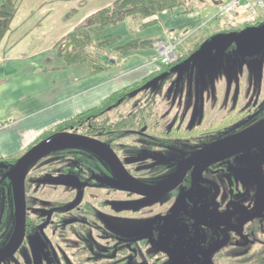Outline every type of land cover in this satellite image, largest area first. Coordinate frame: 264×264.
I'll return each instance as SVG.
<instances>
[{
  "label": "flooded vegetation",
  "instance_id": "obj_1",
  "mask_svg": "<svg viewBox=\"0 0 264 264\" xmlns=\"http://www.w3.org/2000/svg\"><path fill=\"white\" fill-rule=\"evenodd\" d=\"M231 49L238 53L234 44L228 51ZM256 56L259 55L252 57ZM245 58H250V56L245 55ZM164 78L165 76L162 79ZM253 86H257V93L248 95L244 109L232 115L234 118L241 117L243 127L208 140L191 150L179 151L174 158L168 159V152H165L166 155L163 152L164 154L156 158L158 164L163 162L166 165L170 160V165L174 169L172 174L162 182L148 178L157 176L142 175L133 171L130 164L134 163L133 159L141 158L143 154L120 156L116 140L119 135L123 134V131L115 132L114 129L107 130L106 126H100L94 133L74 132L92 136L108 144L116 152L128 172L139 181L154 185L163 184L175 176L182 160L205 146L235 133L264 127V78L256 79ZM167 100L169 101V98ZM206 101L207 99L205 107L201 110L203 113L198 117L196 124L184 126L182 123L174 122L159 132L167 133L173 127L178 132L191 129L194 132L191 135L197 137L211 132L212 129L219 130L222 127L211 129L210 125L201 130L200 122L208 110ZM153 102H155L153 96L146 98L144 103L137 101L134 104L136 109L130 110L128 115L134 118L135 112L140 113L139 120H142L140 131L136 128H131V130L134 133L138 132L139 136L153 140L147 142L146 148H142L143 152L149 150L148 155L152 157L158 156L161 152L159 145L170 151L172 142L182 138L180 135L156 138L157 132L154 135L152 131H155V125L159 122H155V127H152L150 133H145L143 129H149L151 123L145 119L146 114L149 113L148 117L150 114L153 115L154 110L148 109ZM169 108H174L173 104L169 105ZM110 112L101 117L106 118ZM128 116L122 115L121 118ZM109 121L113 120L109 117ZM244 147L242 151L235 154L222 153L210 155L208 158L201 155L202 159L187 171L174 189L152 196L120 188L117 184L120 177L101 154L83 146H75V149L74 146L67 147L65 150L64 147L61 149L63 151L60 150L61 152L56 150L59 152L57 155H64L63 157L73 154L79 166L92 172L91 177H74V181L65 183L70 186L66 193L73 194L71 199L68 202L60 201L50 204L49 207L43 208L37 215H34V218L28 215L26 191L27 228L21 247L25 242L38 243L42 246L45 243L47 258L49 256L48 261L45 260L46 264H251L253 261L263 260L264 141L256 146L246 145ZM51 155L55 156V153L51 152ZM238 156H241L240 167L237 166L239 175L232 171V165ZM43 159H39L35 166ZM1 161L7 162L6 160ZM229 162H231L230 165ZM9 164L12 168V163ZM6 173L7 170H3L0 177V193L3 192L6 197H9L13 211L9 224L15 228V200L12 183H8ZM34 193H36L34 196L37 195L39 190L34 189ZM157 201L159 203L156 204ZM157 207L158 211L155 210ZM74 209L79 216L69 215ZM47 211H52L48 223H46L49 217ZM60 213L62 214L57 227L64 225L71 226V229L78 228L79 238L68 236L55 241L48 234V228L55 224V216ZM7 214L5 211L2 214L0 226L5 225ZM44 223H46L45 226ZM86 231H91V237L86 234ZM10 237L0 249L7 244Z\"/></svg>",
  "mask_w": 264,
  "mask_h": 264
},
{
  "label": "crops",
  "instance_id": "obj_2",
  "mask_svg": "<svg viewBox=\"0 0 264 264\" xmlns=\"http://www.w3.org/2000/svg\"><path fill=\"white\" fill-rule=\"evenodd\" d=\"M114 1L87 0L84 5L80 0L22 1L0 42L3 159L17 157L54 125L101 105L112 94L144 81L161 68L155 44L129 49L122 54L127 56L124 62L96 73H91L85 63L67 66L58 56L55 43L60 38ZM210 1L217 8L212 14H206L203 6L192 11L179 6L146 18L144 21L157 19L147 27L120 21L104 28L101 36H117L116 45H122L136 38L168 41L188 32L190 36L180 46L186 48V42L195 36H209L220 30L218 23L205 27V17L214 16L222 0Z\"/></svg>",
  "mask_w": 264,
  "mask_h": 264
},
{
  "label": "rangeland",
  "instance_id": "obj_3",
  "mask_svg": "<svg viewBox=\"0 0 264 264\" xmlns=\"http://www.w3.org/2000/svg\"><path fill=\"white\" fill-rule=\"evenodd\" d=\"M190 3L196 6H203L202 8L205 9L206 14H212L217 9L216 5L210 0H190ZM205 18L207 20L205 21L207 22L205 27L213 24L217 25V23V27H220V29L227 27L225 19H221L220 22H218L217 20H209L207 17ZM204 35L205 34L202 36H195L190 42H188L185 51L188 53V51L194 47L193 44L198 39H205L206 36ZM191 57H185L182 60L177 61L172 73L166 75L164 79H160L150 88L143 89L128 101H122L117 104L109 115L110 120L121 121L122 115L128 116L130 110L136 109L134 104H136L137 101L144 103L146 98H151V96H153L155 97V102H153V105L148 107V109L154 110L153 115L155 117L153 118V115H149L148 121L151 122L150 127L149 129L144 128L143 130H145V133H150L155 122H159L155 125L156 127L154 126L156 128L155 131H152L154 135L157 134L156 138L159 139L163 137V135L168 137L165 133L162 135L159 131H163L162 128L165 126L168 127V125L174 122L182 123L184 126L196 124V121L199 120L198 117L203 113L201 110L205 107V100L207 99L206 108L208 110L200 122L202 125L201 130L209 125L211 129L218 126L222 128L219 130L212 129L211 132L201 134L197 137H195L196 135H184L180 130L179 135L182 138L172 142V150L168 151V148L166 147L163 149V146L161 145H159V147L153 146L154 148L158 147L159 151H161L158 156H149V150L145 152L142 150L143 147H147L148 141L153 140L139 136L138 132L134 133L131 130V128H136L140 131V127L142 126V124H139L140 113L135 112L134 122L136 124L132 125V127L126 128L127 131H123V134L118 136L116 146L119 147L120 151H118L120 156L143 154L141 158L133 159L134 163L130 164V166L133 168V171L138 174L157 176L148 177L149 179H156L157 182L165 180L172 174L174 169L173 166L170 165V160L167 161L166 165L163 162H159L162 164H158L156 158H159V155L168 152L167 158H174L179 151L184 152L191 150L208 140L221 137L230 131L241 129L243 127L241 117L234 119L232 115L244 109V103L247 96L256 92L257 86H253L255 80L258 78H264V51L260 56L250 58H245V55H239L235 51H232V49L220 55H216L215 53L206 54L203 58L202 65L200 64L198 57H196V60L194 61ZM168 98L169 101L167 100ZM172 104L175 109L169 108V105L172 106ZM61 149H63V147L59 148L58 151ZM26 151L15 158H19ZM153 153L157 154L155 151H153ZM63 156L64 155L54 156L49 154L30 171L26 186L28 215L30 217L34 218V215H37L43 208L49 207L50 204H56L60 201L68 202L73 194L66 193L70 186L65 183L74 181V177H91L90 174H92V172L79 166L78 160L73 154L65 155V157ZM240 162L241 156H238L235 159L234 165H232V171H235V174L238 175L240 173H237V166L240 167ZM230 164L231 162H229V165ZM2 174L3 170L0 169V177ZM34 189L39 190V193L35 196L34 194L36 193H34ZM157 203L159 202L157 201L156 204ZM7 206H9L8 209ZM5 207L6 210L4 211L8 214L5 225L0 226V247L5 244L14 228L13 225L9 224L13 214L9 197H6L5 193L1 192L0 220H2V214L4 213L3 209H5ZM155 210L158 211L159 208L157 207ZM74 211L75 209L68 214L70 216H79V214ZM61 214L62 213L55 216L56 222L53 225L54 227L50 226L48 228V234L55 241H58V238H67L68 236L71 238H79L80 235L78 228L71 229V226L68 227L64 225H59L57 227ZM53 230L57 231L53 232ZM59 232H61V234ZM86 234L89 237L92 235L91 231H86ZM42 242L44 243V240H42ZM44 244L42 246L38 245V243L33 244L31 242H25L18 252L1 264H46L45 260L48 261L49 256L47 258L45 252L46 246Z\"/></svg>",
  "mask_w": 264,
  "mask_h": 264
},
{
  "label": "trees",
  "instance_id": "obj_4",
  "mask_svg": "<svg viewBox=\"0 0 264 264\" xmlns=\"http://www.w3.org/2000/svg\"><path fill=\"white\" fill-rule=\"evenodd\" d=\"M22 1L23 0H3L0 3V42L10 30L14 16L16 15ZM224 1L225 0H222L220 3ZM86 2L87 0H80L81 5H84ZM179 6H184L186 11H192L196 8V5H192L190 0H115L112 5L103 7L88 16L85 22L77 27L75 31L60 38L55 43L57 54L67 66L77 63H85L91 73H96L107 67L118 65L127 59V56L122 55L125 51L133 48L151 47L155 44L157 39L136 38L126 42L125 44L116 45L119 37L112 35L101 36L104 28L120 21H127L131 26L144 28L157 20L152 19L144 21L146 18L154 16L163 10L173 9ZM262 23H264V21H260L254 25H260ZM240 30L241 29H237L236 31ZM231 31H234V29L224 27L213 34L206 36L205 39H198L193 44L194 47L190 49L188 53L185 51L183 46L180 47L178 51L179 59L177 61L182 60L185 57H191L193 55L199 58V53L204 42L211 40L212 37L218 33H226ZM190 41L191 40L188 42ZM188 42H186V46L188 45ZM234 45L236 51L241 54L238 51L236 44ZM105 55H107L109 58L115 59V62L113 63L109 59H105ZM177 61L171 65H162V67L151 77L145 79L142 82L136 83L135 85L117 91L110 97L106 98L101 105L54 125L42 133L36 142H39L50 134L58 131H82L84 133H94L100 126H106L107 130L114 129L113 131L115 132L125 131L126 128L136 124L132 116L121 118V121L115 122H110L109 116L106 118H102L101 116H104L106 113L113 110L120 102L134 97L136 94L142 91L143 89H141V87L148 80L164 72H167L168 74L172 73ZM148 114L149 113L146 114V120L148 119ZM139 124H142V120H139ZM182 132L186 135H191L194 133L191 129ZM163 134L164 133H162V135ZM165 135L169 137H178L179 132L173 127L169 132L165 133ZM66 148L67 147H65L64 150ZM76 149L78 148L76 147ZM56 150L59 149L52 150L51 152L57 155L59 152ZM51 152L41 158H45L49 154L51 155ZM17 159L13 157L11 159H7L6 161L14 165ZM6 178L8 183L11 184L10 178ZM251 264H264V259L253 261Z\"/></svg>",
  "mask_w": 264,
  "mask_h": 264
},
{
  "label": "water",
  "instance_id": "obj_5",
  "mask_svg": "<svg viewBox=\"0 0 264 264\" xmlns=\"http://www.w3.org/2000/svg\"><path fill=\"white\" fill-rule=\"evenodd\" d=\"M233 44H236L238 51L243 55L250 57L260 55V53L264 51V23L260 25H248L240 31L234 30L214 35L211 40L202 44L199 53L200 64L202 65L203 58L206 54H224ZM104 58L109 59L113 63L115 62V59L109 58L107 55H105ZM191 58L194 61L196 56L193 55ZM166 75H168V73L164 72L153 77L148 80L141 89L150 88ZM263 141L264 127L253 131L235 133L219 139L182 160L179 163L178 171L174 177L163 182V184L154 185L144 183L134 178L119 159L116 152L103 141L74 131H58L52 133L21 155L12 168H10L9 163L0 161V169H6V175L11 179L16 209L15 228L7 244L0 249V263L14 254L24 242L27 228L26 178L34 164L52 150L73 146L86 147L91 151L103 155L108 160L120 177L117 182L120 188L142 195L152 196L167 193L174 189L184 178L187 171L202 159L201 155L208 158L210 155L213 156L222 153L235 154L242 151L246 145L256 146ZM51 213L52 211H47L49 217L46 223L49 222ZM46 223H44V226Z\"/></svg>",
  "mask_w": 264,
  "mask_h": 264
},
{
  "label": "built area",
  "instance_id": "obj_6",
  "mask_svg": "<svg viewBox=\"0 0 264 264\" xmlns=\"http://www.w3.org/2000/svg\"><path fill=\"white\" fill-rule=\"evenodd\" d=\"M217 19H225L227 27L234 30L264 21V0H225L220 3L216 14L209 18ZM189 36L190 33L184 32L168 41L159 39L155 42L159 68L162 65H171L179 59V48ZM1 160L3 156L0 153Z\"/></svg>",
  "mask_w": 264,
  "mask_h": 264
}]
</instances>
